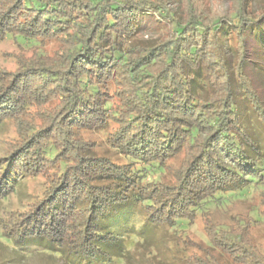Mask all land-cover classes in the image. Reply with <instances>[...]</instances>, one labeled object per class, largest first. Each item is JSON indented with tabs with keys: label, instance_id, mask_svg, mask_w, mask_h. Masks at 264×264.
Returning <instances> with one entry per match:
<instances>
[{
	"label": "trees",
	"instance_id": "16d2710c",
	"mask_svg": "<svg viewBox=\"0 0 264 264\" xmlns=\"http://www.w3.org/2000/svg\"><path fill=\"white\" fill-rule=\"evenodd\" d=\"M232 1L222 16L203 0H181L180 13L168 0H0V41L33 51L0 69V126L16 131L0 154V202L25 199L1 218L0 241L65 264H126L200 214L212 246L264 264L247 229L206 217L236 192L264 191V136L245 125L264 133L246 72V30L264 14ZM149 16L167 33L142 42ZM38 178L43 191L27 194ZM205 257L184 260L216 264Z\"/></svg>",
	"mask_w": 264,
	"mask_h": 264
},
{
	"label": "rangeland",
	"instance_id": "374dc122",
	"mask_svg": "<svg viewBox=\"0 0 264 264\" xmlns=\"http://www.w3.org/2000/svg\"><path fill=\"white\" fill-rule=\"evenodd\" d=\"M168 2L169 10L180 13L181 0H168ZM203 4L206 10L222 16L234 15L235 12L232 0H203ZM248 10L254 15L264 14V0H250ZM158 19V17L149 16L144 20V24L147 23V28L140 36L142 42L143 40L154 42L166 35L167 28L161 23V26H158ZM246 34L249 36L247 41L249 64L246 67V72L252 80L255 91L260 96L261 104L264 105V19L259 24L248 27ZM21 48L23 47L11 38L0 41V69L14 71L19 66L21 58L29 61L33 51ZM55 48L56 45L51 43L45 48L43 47L41 52L52 53ZM245 125L255 137L256 133L264 136L263 126L259 121H246ZM98 136H93L92 139L100 141L101 138H104L101 135ZM14 137H16V131L12 122H6L0 126V154L5 152L6 141ZM248 152L250 156H255L249 147ZM151 177L153 180H157L160 175H151L149 179ZM163 179L171 180L168 175ZM44 184L42 178L28 180L25 190L27 194H39L43 191ZM20 200L16 195H12L11 198L0 202V232L1 218H6L10 210L22 208L23 201L21 200L22 203H20ZM206 217L211 218L215 225L226 230L236 226L247 229L257 256L264 258V191L262 189H251L240 195L236 192L234 196H229L220 203V206L209 205ZM205 225L204 217L197 214L196 220L183 227L182 231L167 233L162 231L159 233L160 237L151 244L152 247L150 246L146 250L140 247L126 264H190L184 260V257L204 259L208 254L216 261V264H236L225 253L210 244L211 239ZM64 262L60 258L50 257L37 247L20 246L12 249L0 241V264H65ZM116 264L122 263L116 262Z\"/></svg>",
	"mask_w": 264,
	"mask_h": 264
}]
</instances>
